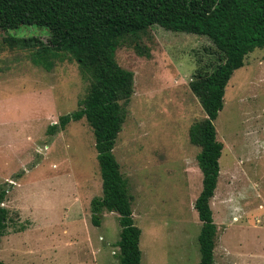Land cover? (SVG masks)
Returning a JSON list of instances; mask_svg holds the SVG:
<instances>
[{
    "label": "rangeland",
    "instance_id": "obj_1",
    "mask_svg": "<svg viewBox=\"0 0 264 264\" xmlns=\"http://www.w3.org/2000/svg\"><path fill=\"white\" fill-rule=\"evenodd\" d=\"M49 39L36 26L0 30V188L9 189L0 260L119 264V215L104 212L100 227L91 221V202L102 197L92 129L84 119L48 133L79 109L91 86L76 62L48 50ZM116 58L135 74L114 154L142 230L141 264H199L195 203L203 175L189 130L206 114L190 82L218 63L217 47L208 36L156 26L126 38ZM215 128L224 145L210 202L218 228L215 264H264L263 49L234 73Z\"/></svg>",
    "mask_w": 264,
    "mask_h": 264
},
{
    "label": "trees",
    "instance_id": "obj_2",
    "mask_svg": "<svg viewBox=\"0 0 264 264\" xmlns=\"http://www.w3.org/2000/svg\"><path fill=\"white\" fill-rule=\"evenodd\" d=\"M22 26L46 29L48 50L62 61L76 62L91 81L79 109L61 116L48 133L57 135L84 119L92 129L102 197L91 202V221L100 227L104 212L119 215V264H141L142 230L135 223L134 198L114 154L135 87L134 72L119 65L116 52L126 38L139 37L156 26L205 35L215 43L218 63L199 70L190 82L206 118L189 130L190 143L201 149L197 161L203 175L202 192L195 203L202 222L199 264H215L218 228L210 202L218 186L224 149L215 121L224 108L234 73L244 67L249 54L264 50V0H0V30ZM8 192V188H0V239L8 229L9 211L4 206ZM0 264L5 263L0 260Z\"/></svg>",
    "mask_w": 264,
    "mask_h": 264
}]
</instances>
